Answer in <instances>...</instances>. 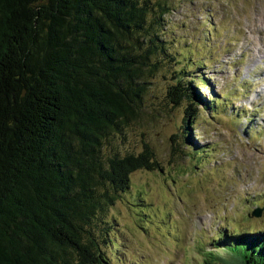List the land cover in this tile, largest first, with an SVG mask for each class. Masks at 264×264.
<instances>
[{
	"label": "trees",
	"instance_id": "trees-1",
	"mask_svg": "<svg viewBox=\"0 0 264 264\" xmlns=\"http://www.w3.org/2000/svg\"><path fill=\"white\" fill-rule=\"evenodd\" d=\"M152 5L0 0V264H108L99 216L132 173L161 171L147 146L106 159L100 151L141 115L145 76L156 67L140 39L168 12L165 2ZM184 77L177 72L167 97L188 100L187 125L195 104L211 109L217 99L204 102ZM213 244L226 254L206 251L207 264H264L261 230Z\"/></svg>",
	"mask_w": 264,
	"mask_h": 264
},
{
	"label": "rangeland",
	"instance_id": "rangeland-1",
	"mask_svg": "<svg viewBox=\"0 0 264 264\" xmlns=\"http://www.w3.org/2000/svg\"><path fill=\"white\" fill-rule=\"evenodd\" d=\"M139 1L168 7L140 39L156 68L140 117L100 151L106 159L147 146L161 171L132 173L95 233L108 264H207L206 251L226 254L213 244L221 234H264V0ZM177 72L204 102L217 99L195 104L187 125L188 100L167 97Z\"/></svg>",
	"mask_w": 264,
	"mask_h": 264
},
{
	"label": "water",
	"instance_id": "water-1",
	"mask_svg": "<svg viewBox=\"0 0 264 264\" xmlns=\"http://www.w3.org/2000/svg\"><path fill=\"white\" fill-rule=\"evenodd\" d=\"M260 210H261V208H258V209H256V210H253L250 214H251L252 216H256V217H258V216L260 215Z\"/></svg>",
	"mask_w": 264,
	"mask_h": 264
},
{
	"label": "bare ground",
	"instance_id": "bare-ground-1",
	"mask_svg": "<svg viewBox=\"0 0 264 264\" xmlns=\"http://www.w3.org/2000/svg\"><path fill=\"white\" fill-rule=\"evenodd\" d=\"M262 92H264V90Z\"/></svg>",
	"mask_w": 264,
	"mask_h": 264
}]
</instances>
